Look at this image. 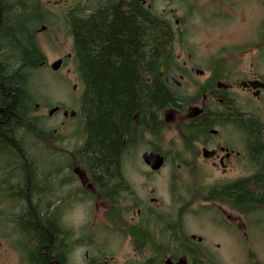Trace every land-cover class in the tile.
I'll return each mask as SVG.
<instances>
[{"label": "flooded vegetation", "instance_id": "1", "mask_svg": "<svg viewBox=\"0 0 264 264\" xmlns=\"http://www.w3.org/2000/svg\"><path fill=\"white\" fill-rule=\"evenodd\" d=\"M27 1L29 4L35 1L33 8L37 7L46 16H53L49 6L52 5L64 18L65 13L73 10L69 5L75 0H48L47 5L42 0H0V208H4L0 216V251L18 256L21 264H119L116 257H106L111 251L108 249L111 239L91 232L98 228L99 222L100 229L103 228L104 219L109 222L105 225L112 230L117 224H124L125 215L132 212L130 225L123 230L124 239L136 258L125 259L123 264H142L148 260L156 261V264L168 261L172 264L180 261H185L184 264H220L212 250L204 246L205 239L188 231V219L196 217L194 214L197 215L198 210L201 213L203 207L206 211L198 215H206V219L211 217L209 224H227L230 236L237 235L234 248L242 249L237 251L246 254L247 264H259L253 261L257 250L252 238L264 239V205L258 203L249 208L250 202L245 199L220 200L217 193L224 189L232 194L238 191L234 189H254L257 177L264 181V77L260 69L252 64L243 77H234L233 72L221 70L215 61L216 66L204 72L191 63V55L189 60H182V56L173 51L168 64H159L158 77L174 96L170 99L171 104L158 112L157 120L134 119V157L141 158L151 177L161 174L170 165L174 170V166L175 172L170 174L180 176L178 198L167 208L156 199L149 201L154 206L139 203L136 194L129 189L122 168V190H115L109 196L89 170L74 167L73 153L58 151L59 138L63 134L68 140L80 132V140L84 142L81 123L75 126L66 122L76 119L79 113L71 117L73 111L66 110L64 103L55 107L38 103L31 82L35 70L30 72L29 87L36 102L27 112V72L23 64L26 36L23 29L26 15L33 13ZM137 2L151 8L145 0ZM85 6L88 7L87 14L94 10L87 2ZM173 14L172 10H165L163 18L175 16ZM175 24L180 26L179 21ZM40 27L35 29L34 37L44 58L36 69H47L45 54L37 41V36L47 30L45 26ZM65 28L67 31L66 25ZM13 30L19 31V35H12ZM56 36L52 35V38L56 39ZM65 36L72 41L68 32ZM64 51H57L60 70L53 71L52 65L50 69L56 76H62L66 69L68 78L79 83L73 90L76 92L79 88L83 94L73 44L71 52ZM257 59L264 61V56ZM162 65L164 71L161 74ZM146 81L150 84L152 78L148 76ZM55 109L58 110L51 115ZM58 117L63 119L60 123L52 122ZM27 123H32L31 131H27ZM12 126L16 128L15 141L10 140ZM48 132L50 140L45 139ZM48 143L53 151L44 152ZM146 154L161 156L163 166L157 171L151 169L144 161ZM32 165L35 166V184L31 180L33 174L22 170ZM21 170L24 173L21 174ZM128 199L133 207L126 212L123 206ZM74 203L94 204L93 220L89 222L88 230H81L77 239H73L72 232L59 223L65 211L63 208L71 209ZM27 209L34 214L24 219L21 213ZM27 227L29 234L24 230ZM130 229H134L135 236L129 233ZM58 248L63 249V255L54 254ZM76 248L83 249L82 260L74 255Z\"/></svg>", "mask_w": 264, "mask_h": 264}, {"label": "trees", "instance_id": "2", "mask_svg": "<svg viewBox=\"0 0 264 264\" xmlns=\"http://www.w3.org/2000/svg\"><path fill=\"white\" fill-rule=\"evenodd\" d=\"M27 3L33 9V13L26 15L23 29L26 36V59L23 64L27 72L28 112L36 102L35 97L30 95V72L38 70L36 66L44 58L37 47L34 32L48 21L42 11L33 8L35 1ZM86 9L85 4H80L64 14L67 32L72 38L76 70L84 86L77 117L83 128L84 142L74 152V167L89 170L110 196L115 190H122L120 169L126 152L134 148V119L157 120L158 112L171 104L170 99L174 95L160 83L158 71L161 62L168 64L171 61L173 44L178 38L177 27L162 15L154 13L152 7L148 9L137 0H111L90 14L85 13ZM18 32L13 30L12 35H19ZM148 76L152 78L150 84L146 81ZM32 127V123H27V131H31ZM15 129L12 126L9 132L11 141L17 138ZM45 137L50 140V133ZM47 145L43 151L51 152L50 143ZM30 167L21 168L25 173L33 174L31 180L35 184V166ZM255 182L257 186L254 189H234L238 191L233 194L224 189L217 195L220 200L245 199L250 202L249 208L258 203L264 205V181L257 177ZM174 195L177 199L178 195ZM33 214L27 209L21 217L25 219V216L28 218ZM28 228L24 229L27 234ZM56 229L60 236L59 229ZM31 231L34 235L33 229ZM129 233L135 236L134 229H130ZM54 254L63 255V249L58 248ZM142 264H156V261L148 260Z\"/></svg>", "mask_w": 264, "mask_h": 264}, {"label": "rangeland", "instance_id": "3", "mask_svg": "<svg viewBox=\"0 0 264 264\" xmlns=\"http://www.w3.org/2000/svg\"><path fill=\"white\" fill-rule=\"evenodd\" d=\"M108 1L111 0H75L70 3L69 8L72 9L87 2L91 8L96 9ZM145 1L152 7L153 12L158 15L163 16L165 10L167 12L172 10L175 13L173 14L175 16L169 15L166 19L173 23L175 27H177L175 23L179 21L180 26L177 27L178 38L173 44V51L176 55H181L182 60H189V55H191V63L204 72L210 71L218 62L217 65L221 70L233 72L234 77H243V74L248 73V70L254 64L255 67L260 69L261 76L264 77V61L257 59L264 56V28L262 25L264 24V0ZM42 2L47 5L48 0H42ZM49 6L52 10L50 13L53 16H47L48 23L44 25L47 31L37 36L38 44L45 54L48 68H40L36 72L34 71L35 73L31 77L32 91L34 95H37L40 104L47 105L48 103L51 107H55L64 103L66 110L79 113L80 89L78 88L76 92L73 90V86L78 82L73 78H68L66 69L62 71L65 78L63 75L56 76L50 69L51 65L59 59L58 49H65V53L71 52L72 41L66 39L65 34L67 31L63 14H59L61 11L54 9V6ZM261 25L263 30H261ZM55 34L57 40L52 38V35L55 36ZM221 76L224 77V75ZM40 97L43 98L40 99ZM46 108L44 107V109ZM61 120L63 119L58 117L52 122L59 121L60 123ZM66 122L78 126L80 120L76 118ZM80 139V132H76L74 137L72 136L68 140L64 139L63 134V137L59 138L58 151H69L74 156L76 149L83 144V140ZM51 149L50 147V151ZM173 168L174 170L171 169L170 165L161 174L153 177L149 176L145 171L146 167L143 165L141 158L134 157V148L127 151L122 159V170L129 184V189L136 194L139 203L145 202L150 206L155 204L151 205L149 201L156 199L164 208L170 207L172 200L176 199L174 194L179 195L180 182L178 179H180V176H171L170 173L175 172V167L173 166ZM87 205L90 222L93 220L94 204L87 203ZM125 205L123 208L126 212L127 209L133 207L130 199L125 202ZM3 209L0 208V216L4 213ZM63 210H66V208H63ZM205 211L202 207L201 213L198 210V214L201 215ZM198 214H194L196 217L188 219V231L192 235L205 239L204 246L206 245L212 250L218 262L220 264H247L246 254L240 253L242 249L234 248L237 235L231 234L230 236L227 224L226 226L216 225L215 223L214 225L209 224L211 217L206 219V215L200 217ZM98 215L100 216L101 213H98ZM125 216L126 221H123L124 224H117L112 230H109L108 226L105 225L109 222L104 219V227L100 229L101 224L99 222L96 226L98 228L91 232L93 235L111 239L108 246L111 251L107 252L106 257H116L119 259V264H123L125 259L136 258L135 253L131 251L124 239L125 231L123 230V227L130 225L133 213L129 212ZM89 222L84 227L85 230L90 226ZM220 222L222 221L220 220ZM252 240L257 250L253 261L264 264V239L252 238ZM147 257L151 256L148 255ZM79 259L82 260L81 256H79ZM0 264L21 263L18 256L0 251Z\"/></svg>", "mask_w": 264, "mask_h": 264}, {"label": "clouds", "instance_id": "4", "mask_svg": "<svg viewBox=\"0 0 264 264\" xmlns=\"http://www.w3.org/2000/svg\"><path fill=\"white\" fill-rule=\"evenodd\" d=\"M87 208V203H74L71 210H65L60 217V226L65 230L71 231L73 239L79 238L81 229L89 222ZM82 251V248H76L74 250V255L79 257Z\"/></svg>", "mask_w": 264, "mask_h": 264}, {"label": "water", "instance_id": "5", "mask_svg": "<svg viewBox=\"0 0 264 264\" xmlns=\"http://www.w3.org/2000/svg\"><path fill=\"white\" fill-rule=\"evenodd\" d=\"M64 2H67L68 0H63ZM61 68V62L58 61L56 63H54L52 65V69L53 71H59ZM164 71V66L162 65L161 66V69H160V73L162 74ZM58 109H55L53 110L50 114L53 115ZM77 113L73 112L71 117H75ZM144 161L146 162V164L149 165V167L151 169H153L154 171H157L159 170L162 166H163V163H164V160L161 156L159 155H154V154H146L144 156ZM186 263L185 261H180L178 264H184ZM166 264H172L171 262H166Z\"/></svg>", "mask_w": 264, "mask_h": 264}]
</instances>
